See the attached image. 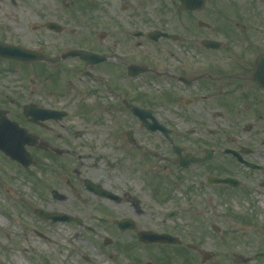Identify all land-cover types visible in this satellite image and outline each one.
I'll list each match as a JSON object with an SVG mask.
<instances>
[{
	"label": "rangeland",
	"instance_id": "374dc122",
	"mask_svg": "<svg viewBox=\"0 0 264 264\" xmlns=\"http://www.w3.org/2000/svg\"><path fill=\"white\" fill-rule=\"evenodd\" d=\"M213 7L215 21L217 16L219 23H215L212 30H197L194 35H187L197 41L191 49L181 52L175 47V50L191 58L199 53L201 38L219 40L221 48L210 52L215 54V59L219 58L222 71L241 79L235 83L238 88L231 86L229 90L242 96L250 87L252 73L248 69L254 70V60L264 54V0H208L204 16L202 13L187 16L178 0H0V41L53 55L62 51L72 37L69 31L56 33L45 27L46 22L56 21L68 30L76 29L75 37H91L94 30L98 34L105 32L107 38L103 39V45L108 43L109 48H117L113 39L119 35L120 27L124 31L122 36L133 29L179 33L186 30L187 33L190 20L207 17L211 22ZM225 22L231 25L230 30L223 26ZM76 62L68 59L62 65L70 70ZM37 68V63L0 60V99L5 96L16 99L21 90L18 87L23 85L54 88L55 80L48 74L60 70L58 83L67 85L71 80L78 86L81 92L76 96L82 105L75 102L70 106L66 96L64 104L55 102V97L47 91L42 93L39 102L47 108L68 106L72 119L69 126L73 131H85L81 142L86 145L77 149L74 158L77 162L68 169L64 168V161L72 157L57 161L41 159L25 169L0 151V216L7 219L6 226L0 224V264H107L108 261L136 264L140 256L144 262L148 259L155 262L158 255L166 253L173 255L172 264H185L186 258L190 264H264L263 117L248 115L245 103L239 107L241 112L237 116L224 115L211 121H169L164 116L165 121L161 122L172 123V136L183 146L185 154L204 156L206 148L215 149L211 160L183 168L159 132H149L130 119L132 123H120L119 119L126 122V114L120 113L118 117L113 109L114 92L108 88L110 82L107 83L105 77L101 76V80L94 83L80 72L65 74L63 67L57 65H51L44 74L37 72ZM152 81L145 84L159 86L160 82ZM94 91L97 97L92 95ZM261 98L264 102V92ZM20 104L16 99L15 103L5 102L0 107L14 109ZM159 111L164 115V110ZM248 125L252 127L247 129ZM121 129H131L139 135L140 162L136 160L138 152L130 153L126 146L119 149L116 135ZM197 140L198 147L194 146ZM243 147L251 148L252 152L242 153ZM226 148L237 150L243 154V159L262 169L246 167L236 157L225 153ZM28 149L35 156V148ZM79 155L82 165L78 162ZM74 168L79 173H74ZM208 175H231L243 185L232 188L209 184ZM103 178L109 189L118 188L127 192V196L129 193L132 199L120 204L102 200L84 186L85 180L101 182L103 186ZM68 179L79 185L76 191L67 186ZM136 205L143 213H135ZM2 206L8 212L3 211ZM35 207L51 213H67L80 222H54L38 216ZM170 211H176L177 215L172 219L163 216ZM122 215L138 223L154 218L156 229L169 228L172 235L182 239V247L170 249L166 245L169 250L162 252L159 248L163 245L155 244L144 250L134 235L136 243L132 245L130 231L119 232V227L111 221ZM104 216L111 220L99 221ZM214 227L220 231L215 232ZM107 237L112 239L109 246L104 245ZM121 242L125 245L122 249L118 246ZM236 251L241 254L235 256ZM205 253H209L210 258L207 259Z\"/></svg>",
	"mask_w": 264,
	"mask_h": 264
},
{
	"label": "flooded vegetation",
	"instance_id": "af4514ba",
	"mask_svg": "<svg viewBox=\"0 0 264 264\" xmlns=\"http://www.w3.org/2000/svg\"><path fill=\"white\" fill-rule=\"evenodd\" d=\"M205 8L206 6L199 11L184 12L187 16L201 13L202 16H204ZM215 13L216 10L213 7L211 22H209L210 20L208 21L207 17L196 18L188 21L190 30L187 33L186 30L182 33L180 32V34L176 31L169 32L167 30L157 29L165 33L174 34L175 36L172 37L161 36L154 39L149 35L152 30L145 32L139 29L128 30V35L122 36L124 31L120 27L118 32L119 35L113 39L114 45L118 46L117 48H109L108 43L103 45V39L106 40L105 38H107V33L105 32L98 34V32L94 30L92 32L95 33L91 37H75V34H77L78 31L76 29L68 30L69 28L64 26V30L62 32L69 31V34H71L72 37L69 38L70 41L65 45L63 50L58 51L53 55H48L45 51H42L51 58H57L62 53L74 49H83L98 55H104L106 57L105 60L99 63H93L92 61H87L80 56H76L61 59L53 63V66L57 65L60 66V68L63 67L62 71H64L65 74L69 72L73 75V73L79 74L80 72L85 79H90L94 83H98L101 80V76L105 77V81L107 83L110 82L108 88L112 89L110 91L114 92V104H112L113 109L117 111L118 117L120 113L126 114V117H124L126 122H123L118 118L120 123H132L129 121L130 119L134 120L137 125H140L149 132H159L169 143L170 151L176 156L177 161L181 166V161L174 152L173 146H179L182 149L183 156L194 154H185L183 146H181L180 143L175 142L177 139L172 136L174 135V129L171 127L172 123L167 124L161 122V120L165 121L163 118L164 116L169 121L179 119L185 121H211L224 115H232V117L237 116L239 112H241L239 107H242L241 104L245 103L247 104L245 109L248 115H252L259 119H262V117L264 118V102L261 98V92H264V88L252 84L250 80V87L248 86L247 90H244V95L239 96L235 91H230L229 89L231 86L238 88V85L235 83L238 81L241 82V79L232 74L225 73L224 70L222 71V69H220L219 58L216 57L215 59V54L210 52L214 51V49L207 48L203 45V40L215 39L206 37L198 40L199 47L197 50L199 53H196L191 58H187L185 53H177L175 50V47H179V51L183 52L182 49H191L195 42H197L194 41V38L187 37V35L192 36L197 32V30H212L215 23H219L217 16L215 21ZM47 29L50 30L49 28ZM161 41L163 42L160 45L159 43H161ZM116 49L121 50L118 53L113 52ZM108 50L112 52H109ZM203 50L208 52L204 53ZM187 53H189V50H187ZM68 59H75L77 61L76 65H72L70 70H66L65 66L62 65L63 61ZM40 65H38L39 68H37V72H41V74H44L45 69L50 67L49 64L43 62H40ZM248 70V72L251 71V69ZM137 72L139 73L137 74ZM57 73L60 75L61 71L57 70ZM154 79L157 80V82H163L165 84L162 85L159 83V86L157 87L145 84L146 81L153 82L152 80ZM32 81L35 82V80ZM140 82H144V84L139 85ZM54 85V88L50 89H45L44 85L20 86L18 88H21V90L17 92L16 99L21 102V104L14 109L10 107H5V109L7 110L10 118H14V120L19 122V124L26 128L28 132L38 137L37 144L30 147L35 148L36 150L34 157L35 164L45 158H52L57 161L58 158L72 157L70 160L64 159V168L68 169L72 164L77 162V160L74 159L75 156H77V149H81V147L86 145L81 142L85 135V131H73V128L69 126V121L72 119L69 117V112L67 111L68 106L53 108L55 110L63 111L65 115L62 117L50 118L45 122H42L41 120L38 122L33 121L31 116H27L25 114V107L28 105L33 108L44 107L40 104L39 99L43 98L41 95L46 91L51 97H55V102H61L64 104L65 101L63 98L65 96L67 97V103H69L70 106L75 102H78V104L82 102L79 101L76 96V94L81 91L78 89V86L71 82V80H69L67 85H64L62 82ZM146 86H149L150 88L148 89ZM92 95L97 97L95 91ZM16 99L5 96V98L0 99V104H5V102L13 104L16 102ZM58 99H60V101ZM81 105L82 104H80V106ZM159 110H164V115ZM144 111H146L149 115H146ZM151 126H157V129H151ZM249 127L251 128L252 126L250 125ZM43 129L47 132L43 133ZM166 129L171 130V132L166 133ZM120 131L122 132L119 135H116L118 137L117 141L119 142V149H124L126 146L125 149H128L130 153L138 152L136 160L140 162V150L142 145L140 144L139 135L131 129L128 131L121 129L118 132ZM198 142L199 140L194 142V146L198 147ZM211 150L213 151V158L215 150L214 147ZM30 152L32 151L30 150ZM144 152L147 151L144 150ZM194 156L202 157L199 154ZM77 158L79 164L82 165V156L79 155ZM164 159L167 160L168 157H164ZM108 164L110 165L111 163L109 162ZM73 171L74 173H79L77 168H74ZM106 182L107 181L103 178V188L112 191L108 188ZM97 183L102 184L101 182ZM67 186L73 188V191H76L79 185L75 184L71 179H68ZM117 189L118 188H115V191L112 192L117 194L118 198L112 199L105 196L100 198L102 200H118L117 203L119 204L122 203L123 200L132 199L129 193L127 196V192L118 189L122 192L120 193ZM133 200L139 199L133 198ZM134 209L135 213L138 215L143 213L140 206L136 205L134 206ZM163 216L172 219L168 214H163ZM125 219H129L128 228L121 229L119 225H116V227H119V232L130 231V238L133 242L132 245L136 243L132 237L134 235L136 237V241L142 245V249L144 250L146 247L151 249L148 245L155 244L163 245L159 248L160 251L162 249V252L169 250V248L165 247L166 245H169L170 249L173 247H182V239L180 237V243H178V240L176 239L173 240L175 244L162 242L148 243L142 240L140 236L142 233L172 235L169 228L157 230L154 218L147 219V222H145V220H142L141 222L138 220L140 222L138 223L136 219L134 220L130 216L124 217L122 215L119 217V220ZM132 245L127 247H131ZM118 246L121 247L120 249L125 247L123 242L118 243ZM147 248L146 250H148ZM191 248L195 249V246H191ZM149 252L150 251L147 253ZM171 256L173 255H167V253L160 254L154 259L155 262L151 259L144 262L140 256V258L137 259L136 264H169Z\"/></svg>",
	"mask_w": 264,
	"mask_h": 264
},
{
	"label": "water",
	"instance_id": "95a60500",
	"mask_svg": "<svg viewBox=\"0 0 264 264\" xmlns=\"http://www.w3.org/2000/svg\"><path fill=\"white\" fill-rule=\"evenodd\" d=\"M182 1V7L184 9H201L204 6L205 0H181ZM49 27L60 30V26L54 23H50ZM151 37L154 39L160 37V36H172L167 33H161V32H154L150 34ZM205 45L208 47H214L219 48L220 44L217 43H211L210 41H203ZM80 54L83 57H86L87 59H93L95 56H91L89 54H84L83 52H72V55ZM87 55V56H86ZM0 57L6 58V59H14L17 61H23V62H30V61H37L42 58V56L34 51H29L17 46L12 45H5L0 43ZM104 59V58H103ZM98 60H94V62H98ZM257 69L253 75V83L260 84L261 86H264V57L259 58L257 63ZM30 113V111L28 110ZM143 112V111H141ZM146 115H149L146 111H144ZM55 112L51 111H38V115L36 114L34 117L35 119L41 118V119H47L51 116H55ZM62 116V114H59ZM151 129H157V126H151ZM166 133H169V130H166ZM36 141V138L27 134L25 130L19 128V126L11 122L10 120L6 119L3 112L0 111V149L3 150L11 159L17 160L18 162L22 163L25 167H28L32 162V157L29 153H27L25 149L26 144H31ZM178 151V150H177ZM241 159V158H240ZM184 161V160H183ZM193 160L184 161L183 165H188ZM194 161H199V159H194ZM254 167V166H253ZM215 183H229L232 186H238L240 183L237 180L231 179V178H215L212 179ZM89 184V187L91 188V184ZM92 189V188H91ZM96 189V188H94ZM99 194L103 195L102 190L100 188L96 189ZM100 190V192H99ZM111 197L116 198L114 195ZM43 213V212H40ZM54 220L60 219L59 216L51 215ZM125 223L122 224L124 228H126ZM158 239L160 236H152V239ZM161 238V237H160ZM164 239L170 241L171 238L164 237Z\"/></svg>",
	"mask_w": 264,
	"mask_h": 264
},
{
	"label": "bare ground",
	"instance_id": "6f19581e",
	"mask_svg": "<svg viewBox=\"0 0 264 264\" xmlns=\"http://www.w3.org/2000/svg\"><path fill=\"white\" fill-rule=\"evenodd\" d=\"M262 205L264 206V200L262 201ZM2 208H3V211L8 212L5 207L2 206ZM11 216L13 217V214H11ZM6 222H7V219L5 217L0 216V224H1V226H6L7 225ZM240 254H241L240 251H236L235 252V256L240 255ZM25 264H29V263H25ZM107 264H110V262L108 261Z\"/></svg>",
	"mask_w": 264,
	"mask_h": 264
}]
</instances>
